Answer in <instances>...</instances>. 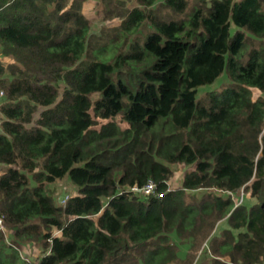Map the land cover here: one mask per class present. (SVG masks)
I'll list each match as a JSON object with an SVG mask.
<instances>
[{"label":"trees","instance_id":"obj_1","mask_svg":"<svg viewBox=\"0 0 264 264\" xmlns=\"http://www.w3.org/2000/svg\"><path fill=\"white\" fill-rule=\"evenodd\" d=\"M132 1L98 0L121 20L103 39L85 0H0L13 61L0 60V218L14 233L0 231V264H177L223 220L201 264H264V0H196L187 19L189 0ZM225 73L229 86L198 98ZM175 165L190 167L181 189ZM66 177L78 193L58 205L48 186ZM150 179L163 198L132 191ZM202 189L226 196L186 201ZM243 190L258 203L236 207ZM33 240L38 263L20 252Z\"/></svg>","mask_w":264,"mask_h":264},{"label":"rangeland","instance_id":"obj_2","mask_svg":"<svg viewBox=\"0 0 264 264\" xmlns=\"http://www.w3.org/2000/svg\"><path fill=\"white\" fill-rule=\"evenodd\" d=\"M189 2H190V7L188 8V10L184 14L176 15L177 17L184 18V19L188 18L187 16L193 10V7L196 4V0H189ZM85 4H86L85 13L91 23V29H92L91 32L97 36L101 33V29L106 28L107 31L103 33V39L112 38L113 36H115L116 34L112 32V30L113 28H117L120 26L121 20L119 18H114V19H110L107 21L104 20L103 19L104 16H102L104 14L103 6L98 2V0H85ZM127 6L129 8L135 7L136 6L135 1L128 0ZM98 9H99L98 12H100V15L97 14ZM161 14L163 15V11L161 12ZM150 30H151V27H149L148 25L144 27L141 30L142 36L146 35ZM235 30H236V27L232 25V31H231L232 34L235 32ZM0 60L2 64H4L6 67L13 64V61L10 58L1 57ZM242 61L245 63L247 61V58L244 57ZM229 84H230V80L228 79L227 74L225 73L214 84L201 87L198 98L204 99L207 96V93L209 91H221L225 87L229 86ZM61 87L62 88L64 87L63 84ZM252 91H253V99L255 101L260 96H262V93L260 90L252 89ZM5 101L6 99H4L0 103V107L5 103ZM43 110L44 108L41 107L38 110V112L35 114L34 123L39 118ZM6 120H7L6 117L2 114V112H0V133H2L3 124ZM109 121L97 120L98 125H96V128L99 129L102 125L109 123ZM114 121L122 129H126L129 127V125L123 121V118L121 115L115 118ZM27 126L32 127L33 125L30 124ZM189 168L190 167L185 166V165L172 166L174 175L169 182V186L172 189H181L183 177L190 170ZM4 170H5V167H0V173L3 172ZM48 189H49V194L55 199L56 204L58 205H63L65 200H67L71 196H75L78 193V188L67 177L64 179L58 180L54 184L49 185ZM216 194L221 195V196H226V194L224 193L202 189L200 191H187L186 201L188 203H197L201 201V199H203L204 197L205 198L209 196L213 197V195H216ZM243 194H244L243 205L253 206L258 203L259 200L257 198L252 197L251 192L248 190L247 191L243 190L239 196L236 195L234 197L235 198L241 197ZM227 227H228L227 221L223 220L213 230L212 236L208 240H204L203 242L197 241L196 244L184 242L182 244V247H180V249L178 250V253L181 256L177 264H186V263L189 264L190 263L189 260H191L190 259L191 257L194 258V261L192 264H201L202 262L206 261L208 258H211L212 254H211L210 246H211L212 239L220 236L223 233L224 229H226ZM51 233L53 235H57L58 231L53 229ZM13 236H14V233L5 227L4 237L8 244H11L13 242L14 240ZM20 248H21L20 250L21 255L25 260L36 262V263L40 261V259L44 256L46 252L43 244L40 242H35V240L26 241V242L24 241Z\"/></svg>","mask_w":264,"mask_h":264},{"label":"built area","instance_id":"obj_3","mask_svg":"<svg viewBox=\"0 0 264 264\" xmlns=\"http://www.w3.org/2000/svg\"><path fill=\"white\" fill-rule=\"evenodd\" d=\"M6 98V92L3 89H0V103ZM1 112V111H0ZM133 192L140 193L145 197H154V198H163V194L158 191V186L156 182L150 179L145 185L142 187H133ZM234 202L236 207L240 206L244 202V194L241 197H234ZM0 231L5 232V225L3 220L0 218Z\"/></svg>","mask_w":264,"mask_h":264},{"label":"crops","instance_id":"obj_4","mask_svg":"<svg viewBox=\"0 0 264 264\" xmlns=\"http://www.w3.org/2000/svg\"><path fill=\"white\" fill-rule=\"evenodd\" d=\"M237 1H240V0H237Z\"/></svg>","mask_w":264,"mask_h":264}]
</instances>
